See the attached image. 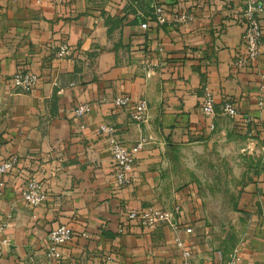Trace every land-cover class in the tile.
Returning a JSON list of instances; mask_svg holds the SVG:
<instances>
[{"label":"crops","instance_id":"obj_1","mask_svg":"<svg viewBox=\"0 0 264 264\" xmlns=\"http://www.w3.org/2000/svg\"><path fill=\"white\" fill-rule=\"evenodd\" d=\"M156 6L168 18L193 19L158 26ZM243 12L244 0H66L61 6L0 0V164L18 158L0 188L4 264H57L46 253L48 235L60 225L76 233L60 264H101L107 254L114 264H182L177 238L191 246L189 264H233L235 257L234 264H264V10L262 55L257 66L238 71ZM63 44L70 55L57 58ZM23 70L38 74L39 84L15 93L10 78ZM206 87L216 100L213 121L201 112ZM122 95L148 102L145 122L115 105ZM228 98L241 112L236 120L220 113ZM81 104L91 111L77 118ZM101 125L114 128L128 148L147 142L124 188L117 186L107 137L98 134ZM233 132L262 153L250 182L235 197L228 189L185 185L230 178L198 172L187 178L182 166L193 160L179 151L216 161L227 154ZM29 175L44 185L37 207L21 198ZM218 196L226 202L214 204ZM151 206H181L179 222L193 234L168 226L120 231L128 212Z\"/></svg>","mask_w":264,"mask_h":264},{"label":"built area","instance_id":"obj_2","mask_svg":"<svg viewBox=\"0 0 264 264\" xmlns=\"http://www.w3.org/2000/svg\"><path fill=\"white\" fill-rule=\"evenodd\" d=\"M45 0H36L37 4H43ZM54 6H61L66 0H47ZM264 10V6L257 0H244V19L245 31L242 37L244 53L240 54L235 62L234 68L242 71L250 66H257L262 55L263 48V32L260 23V14ZM191 14L177 13L168 18L165 15L162 6H156L153 12L152 22L156 25L165 24H186L192 20ZM142 29L148 30V23L142 25ZM70 55L67 45L63 44L56 52L57 58H64ZM264 77V76H263ZM12 90L15 93H28L35 90L39 84V76L33 71H20L10 78ZM118 108L126 109L130 118L138 123L145 122L149 113V104L146 100L133 103L131 98L126 95L119 96L114 101ZM259 105H263V100L259 101ZM201 112L208 120H215L218 115L216 100L213 92L209 88L204 89L201 100ZM220 113L230 119L236 120L241 117V112L231 98L226 99L220 106ZM91 111L89 104L78 105L75 109L77 118L83 117ZM84 128V127H82ZM99 135H105L112 155V159L116 166V183L118 188H124L130 184L132 174L136 165L137 155L144 149L147 142L141 139L136 145L128 148L119 138L116 130L108 125H101L98 130ZM18 158L12 156L8 160L0 164V188L5 184V176L17 165ZM21 198L31 207L41 205L45 200L44 185L34 176L29 175L25 187L21 191ZM182 207L175 206L172 210H163L154 206L144 208L140 211H130L126 214L121 232L126 231L127 227L139 226L143 229L155 230L162 227H171L175 232H185L193 234V228L185 226L179 219L182 215ZM7 229V224L0 223V254H1V238ZM76 238V233L70 226L60 225L52 230L48 235L47 259L49 261L60 264L64 259V248L71 244ZM176 247L180 250L183 257L182 264H189L192 257L191 246L184 243L180 238L175 240ZM238 260L235 257L232 260L234 264ZM115 258L111 254L104 255L101 264H114ZM0 264H4L1 260Z\"/></svg>","mask_w":264,"mask_h":264},{"label":"rangeland","instance_id":"obj_3","mask_svg":"<svg viewBox=\"0 0 264 264\" xmlns=\"http://www.w3.org/2000/svg\"><path fill=\"white\" fill-rule=\"evenodd\" d=\"M231 135L232 138H230L229 140L227 154L223 158L215 159L216 161H214V159L212 158L210 160L209 158H205L204 160L202 157H194L196 153L199 154V152L195 150H185L183 152L179 151V154H182L183 157L188 160L187 163H190L191 158L193 160L191 164H185L184 166H182L187 178H189V174L192 177L205 173L208 178H215L217 174H220L221 176L229 174L230 178L228 180L221 181H190V179H187L183 181L185 185L194 184L198 191L201 190L203 192L205 191V189H214L215 191L228 189L231 197H235L238 188L242 187L243 184L250 182V179H252L253 171L261 167L259 160L262 156V153L259 149L247 145L248 140L246 137H244L245 135L238 132H233ZM205 162H210L209 164L211 165H207L205 164ZM209 167L210 171L207 172V169ZM196 172H198V175L196 174ZM218 192L220 194L222 191ZM225 202L226 198L224 196L214 197V204L221 205ZM229 216L235 217V214L232 213Z\"/></svg>","mask_w":264,"mask_h":264}]
</instances>
